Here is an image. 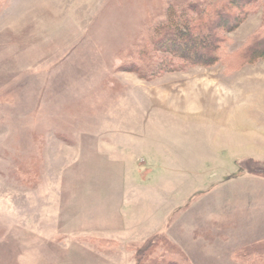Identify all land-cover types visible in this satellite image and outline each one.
<instances>
[{
    "label": "rangeland",
    "instance_id": "1",
    "mask_svg": "<svg viewBox=\"0 0 264 264\" xmlns=\"http://www.w3.org/2000/svg\"><path fill=\"white\" fill-rule=\"evenodd\" d=\"M173 1L0 0V264H136L163 240L191 264L264 251V196L247 201L264 192V57L230 63L264 0L222 32L225 62L163 52L180 68L144 78L116 52Z\"/></svg>",
    "mask_w": 264,
    "mask_h": 264
},
{
    "label": "trees",
    "instance_id": "2",
    "mask_svg": "<svg viewBox=\"0 0 264 264\" xmlns=\"http://www.w3.org/2000/svg\"><path fill=\"white\" fill-rule=\"evenodd\" d=\"M196 1L174 0L158 19L145 23L137 33L134 42L129 47L116 52V56L124 57V61L130 59L133 65H136L133 70H138L144 78L159 76L169 68L174 70L175 67L180 66L170 56H161L160 53L163 52H168L171 56L181 58L188 63L211 65L225 62L228 57L221 49L225 37L222 32L236 28L243 21L248 10H251L252 7L256 9V0ZM263 33L264 25H260L241 46L233 51L230 63L241 66L242 63L245 64L255 58L264 57ZM179 39H183L184 42H180ZM38 130L39 128L36 131ZM34 138H39L38 132H34ZM34 172L36 173V169ZM259 194L264 196V192L250 193L247 201L253 202L251 196L253 195L254 200ZM241 201H237L239 203L234 210L236 212H234L232 220L235 222L245 220L243 215L246 204ZM261 230L259 229V231ZM12 232V229L10 232L2 231L0 242H10L14 236ZM242 245L244 244L242 243ZM246 246L245 243V246L238 248V251L234 252V257L246 260V264H264V251ZM150 251L153 255L157 253V258L140 260L136 264H191L185 252L167 240H163L158 248L153 245Z\"/></svg>",
    "mask_w": 264,
    "mask_h": 264
}]
</instances>
